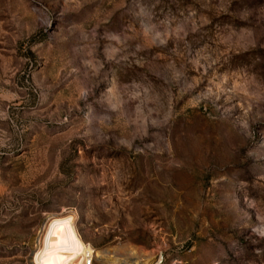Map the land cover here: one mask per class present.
I'll use <instances>...</instances> for the list:
<instances>
[{
    "label": "rangeland",
    "instance_id": "1",
    "mask_svg": "<svg viewBox=\"0 0 264 264\" xmlns=\"http://www.w3.org/2000/svg\"><path fill=\"white\" fill-rule=\"evenodd\" d=\"M65 217L127 262L264 264V0H0V264Z\"/></svg>",
    "mask_w": 264,
    "mask_h": 264
},
{
    "label": "bare ground",
    "instance_id": "2",
    "mask_svg": "<svg viewBox=\"0 0 264 264\" xmlns=\"http://www.w3.org/2000/svg\"><path fill=\"white\" fill-rule=\"evenodd\" d=\"M82 250L83 243L73 227L71 218L52 219L43 239L36 240L32 264H65L69 259L73 260ZM94 253L95 258L103 264H148L152 259L135 257L134 253L130 252L128 256L134 261L127 262L126 259L120 260L112 255L111 250L94 251Z\"/></svg>",
    "mask_w": 264,
    "mask_h": 264
},
{
    "label": "built area",
    "instance_id": "3",
    "mask_svg": "<svg viewBox=\"0 0 264 264\" xmlns=\"http://www.w3.org/2000/svg\"><path fill=\"white\" fill-rule=\"evenodd\" d=\"M103 264L95 258L94 250L89 246V244L83 243V250L80 251L73 260L69 259L65 264ZM153 264H161V258L155 257Z\"/></svg>",
    "mask_w": 264,
    "mask_h": 264
},
{
    "label": "water",
    "instance_id": "4",
    "mask_svg": "<svg viewBox=\"0 0 264 264\" xmlns=\"http://www.w3.org/2000/svg\"><path fill=\"white\" fill-rule=\"evenodd\" d=\"M155 261V258H152L148 264H153Z\"/></svg>",
    "mask_w": 264,
    "mask_h": 264
}]
</instances>
